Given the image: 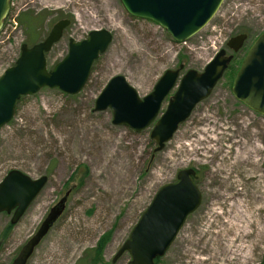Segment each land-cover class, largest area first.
Instances as JSON below:
<instances>
[{"label":"rangeland","instance_id":"1","mask_svg":"<svg viewBox=\"0 0 264 264\" xmlns=\"http://www.w3.org/2000/svg\"><path fill=\"white\" fill-rule=\"evenodd\" d=\"M25 11L47 16L39 42L56 22L72 20L47 56L49 70L66 57L70 40L83 41L90 32L105 29L113 41L79 94L43 88L23 97L13 120L0 129V183L13 170L33 180L49 178L16 225H11L12 215L0 214V264L13 263L69 188L65 212L28 264H79L105 237L96 264H128V253L116 262L114 258L157 191L185 169L199 173L202 204L159 264H264V239L239 256L228 244L237 229L229 227L235 201L256 221L251 230H264V116L233 95L228 77L154 158V124L138 133L114 125L110 109L94 110L114 77H125L144 99L166 71L180 67V55L182 76L189 70L201 73L237 34L249 36L234 54L242 61L264 32V0H224L213 19L185 43L176 42L156 23L131 16L121 0H11L10 18L0 31V77L15 65L27 43L24 28L16 22ZM80 166H87L88 175L66 186Z\"/></svg>","mask_w":264,"mask_h":264},{"label":"water","instance_id":"2","mask_svg":"<svg viewBox=\"0 0 264 264\" xmlns=\"http://www.w3.org/2000/svg\"><path fill=\"white\" fill-rule=\"evenodd\" d=\"M223 1L121 0L131 16L158 24L180 43L201 31L216 15ZM10 9L11 0H0V31ZM70 24V20H60L53 25L44 41L32 47L24 43L16 64L0 77V129L13 120L17 103L22 97L35 95L43 88L58 89L71 96L83 90L94 63L107 51L113 35L103 29L90 32L83 41L70 40L66 57L49 70L46 56L61 41ZM247 39V34L232 37L227 42V48L238 53ZM233 57L223 49L202 73L189 70L161 116L166 98L178 86L183 67L166 71L153 92L144 99L125 77L116 76L96 100L94 110L101 112L110 109L114 125L125 126L138 133L155 123L151 132V139L156 144L154 158L172 141L179 127L189 120L196 106L211 95ZM232 93L241 103L264 116V33L244 58ZM195 177L194 169L182 170L177 175V181L163 185L157 191L114 262L125 253L131 257L128 264H155L158 258L165 256L188 217L201 206L202 193L195 183ZM48 181L47 176L33 180L21 171H10L0 183V214H13L11 225H16ZM68 196L69 192L50 210L12 264H28L36 248L63 215Z\"/></svg>","mask_w":264,"mask_h":264},{"label":"trees","instance_id":"3","mask_svg":"<svg viewBox=\"0 0 264 264\" xmlns=\"http://www.w3.org/2000/svg\"><path fill=\"white\" fill-rule=\"evenodd\" d=\"M10 16H8L7 21L9 20ZM46 14L44 13H35L32 11H25L19 14V16L16 18V22L18 25H20L21 29L24 28V32L27 36V43L30 45H35L39 42V39L41 37L40 31L44 27V23L46 21ZM5 22V24L7 23ZM180 66L182 65L181 61V55L179 56ZM242 61H239V59L234 57L231 65L229 66L227 72L225 73L224 77H228L231 81V84H233L234 79L241 67ZM81 168L84 169V173H81ZM88 168L87 166H80L78 167L74 173L71 175L69 181L66 183V186L70 184L72 181H83L84 177L88 175ZM196 183L198 184V180L196 179ZM68 191H71L69 188ZM67 191V192H68ZM108 238L105 237L101 240L98 248L96 249L95 253L92 255V253H87L84 258L79 260V264H96L100 261V258L102 257V252L104 251V246L107 243ZM97 255V256H96ZM160 263V258L156 260V264ZM263 264V263H262Z\"/></svg>","mask_w":264,"mask_h":264},{"label":"bare ground","instance_id":"4","mask_svg":"<svg viewBox=\"0 0 264 264\" xmlns=\"http://www.w3.org/2000/svg\"><path fill=\"white\" fill-rule=\"evenodd\" d=\"M232 200V197L229 198ZM231 222L229 223V227L236 229V234L234 238L228 241L230 250H233L235 255H242L251 244L254 245L264 239V230L260 229L258 232L252 231V227L256 224V221L247 216L248 210L243 209V203L240 201H235L231 204ZM254 238L253 243H249V241H245L247 238ZM239 243V244H238Z\"/></svg>","mask_w":264,"mask_h":264},{"label":"flooded vegetation","instance_id":"5","mask_svg":"<svg viewBox=\"0 0 264 264\" xmlns=\"http://www.w3.org/2000/svg\"><path fill=\"white\" fill-rule=\"evenodd\" d=\"M199 179V173L197 172V180Z\"/></svg>","mask_w":264,"mask_h":264}]
</instances>
